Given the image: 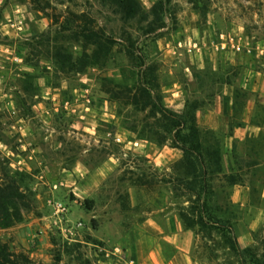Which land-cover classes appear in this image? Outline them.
Returning <instances> with one entry per match:
<instances>
[{
	"label": "rangeland",
	"instance_id": "1",
	"mask_svg": "<svg viewBox=\"0 0 264 264\" xmlns=\"http://www.w3.org/2000/svg\"><path fill=\"white\" fill-rule=\"evenodd\" d=\"M135 1L138 15L123 18L103 0H0V178L23 172L21 187L34 198L21 221L0 228V244L29 264H141L140 248L153 250L146 264H159L170 252L163 236L185 230L177 207L189 205L167 182L180 171L181 151L145 125L155 122L147 109L104 91L122 80L130 85L144 70L151 94L175 112L192 103L199 129L219 141L236 182L230 198L246 200L232 233L247 228V204L262 208L252 217L253 241L238 244L261 260L264 0ZM155 4L159 21L147 33ZM83 18L114 42L103 64L75 72L57 63V48L79 55ZM245 121L250 125L240 129ZM55 201L64 206L61 220ZM75 221L82 225L72 227ZM155 226L165 231L153 234ZM186 231L200 264H253L214 232ZM27 245L40 246L41 255L25 253Z\"/></svg>",
	"mask_w": 264,
	"mask_h": 264
},
{
	"label": "trees",
	"instance_id": "2",
	"mask_svg": "<svg viewBox=\"0 0 264 264\" xmlns=\"http://www.w3.org/2000/svg\"><path fill=\"white\" fill-rule=\"evenodd\" d=\"M103 1L113 5L123 18L134 17L140 11L135 0ZM156 4L160 5L161 1ZM156 4L152 8L156 18L152 23H148L147 33L153 30L156 27L155 22L159 21ZM78 16L82 18L84 14ZM76 36L82 40L79 55L64 56L57 48L56 60L62 68L83 72L88 66L100 65L107 60L114 42L112 38L86 23L84 18L83 24L78 26ZM137 76L130 85L122 80L105 87L104 91L110 93L113 100H123L138 110L147 109L148 116L154 117L155 122L145 125L154 128L153 133L158 136L161 133L169 135L172 146L181 151L178 167L180 171L167 181L172 186L174 197L187 196L189 205L177 207V218L181 227L185 230L196 228L209 238L214 232L230 251L238 253L241 250L243 253H249V247L239 249L236 236L232 233L233 224L238 219L239 205L230 198V188L236 182L232 173L226 172L223 167L219 141L199 129L194 115L196 106L185 100L181 112L167 108L158 92L151 94L149 91L147 84L150 83L145 71L142 70ZM152 80L156 81V77H152ZM155 86L157 88V83H151V89H155ZM240 125L242 123L238 124ZM23 179V172L10 173L8 170L0 178V228L21 221L22 212L30 210L33 206L32 191L27 186L21 187L20 182ZM249 255L253 258V264H264V252L261 254V260L251 253ZM30 262L24 254L11 252L5 245L0 244V264Z\"/></svg>",
	"mask_w": 264,
	"mask_h": 264
},
{
	"label": "crops",
	"instance_id": "3",
	"mask_svg": "<svg viewBox=\"0 0 264 264\" xmlns=\"http://www.w3.org/2000/svg\"><path fill=\"white\" fill-rule=\"evenodd\" d=\"M248 125H250L248 121L247 122L245 121L243 125L238 126V127L240 129H245V127ZM257 128L259 127L257 126ZM235 187L237 188V187H243V186L236 185ZM235 201L239 203V205L241 206L246 205V200L243 195L241 197H236ZM247 207H248V212L250 213V216H247L249 224L247 228H245V230L240 229L239 231L236 232V239H237L239 246H246L250 243V241H253L251 240V237H250V230H252L256 226V224L258 223L257 222L258 220L257 219L252 220L253 219L252 217L256 216L257 214L262 213L263 211L262 208L252 206L250 204H247ZM38 219H41V217H38L36 219L35 222L37 225H38ZM146 223H147V220H143L141 225L145 226ZM38 227L41 230H44L42 225L39 224ZM21 231L25 232L26 229L21 230ZM162 231H165V230L161 229L158 226H155L153 229H150V232H152L153 234H157L158 232H162ZM141 233L142 232H140V234ZM163 238H165V240L168 242V247L170 248V252L167 254H162L161 261L159 262V264H200L199 261L193 257L192 237L189 236L188 231L182 230L181 228L177 229V231L168 230L166 234H164ZM28 246H30V248L32 249H29ZM23 251L25 253H28L30 256H35V258H38L37 256L41 255L42 248L40 246L27 245V248L23 249ZM139 251L141 253L139 258L140 260H142V262L139 260L138 262L139 263L141 262V264H146L147 261L150 259L153 250L150 248L148 255L145 254L146 249L140 248ZM116 262H120V261L117 259Z\"/></svg>",
	"mask_w": 264,
	"mask_h": 264
},
{
	"label": "built area",
	"instance_id": "4",
	"mask_svg": "<svg viewBox=\"0 0 264 264\" xmlns=\"http://www.w3.org/2000/svg\"><path fill=\"white\" fill-rule=\"evenodd\" d=\"M53 207L55 208V211L56 212H59L58 214L60 215L59 216V219L61 220V217H63L64 215V206L62 204L61 201H55L53 203ZM82 225V223L80 221H75L72 223V227H80ZM71 228H68V233L72 234L73 232L71 231Z\"/></svg>",
	"mask_w": 264,
	"mask_h": 264
}]
</instances>
